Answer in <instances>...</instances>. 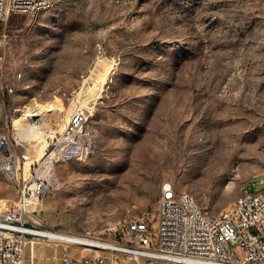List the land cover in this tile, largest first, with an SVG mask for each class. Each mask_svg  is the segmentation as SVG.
<instances>
[{
    "label": "rangeland",
    "instance_id": "1",
    "mask_svg": "<svg viewBox=\"0 0 264 264\" xmlns=\"http://www.w3.org/2000/svg\"><path fill=\"white\" fill-rule=\"evenodd\" d=\"M79 107L94 152L59 166L61 184L38 212L45 227L108 237L122 219L155 226L165 181L209 215L228 211L246 188L264 189V0H53L0 20V133L28 136L24 123L38 120L28 112L56 113L30 135L38 154ZM190 128L199 136L187 142ZM210 129L230 134L224 171L210 170ZM17 197L0 172V205ZM41 241L27 264L81 255Z\"/></svg>",
    "mask_w": 264,
    "mask_h": 264
},
{
    "label": "built area",
    "instance_id": "2",
    "mask_svg": "<svg viewBox=\"0 0 264 264\" xmlns=\"http://www.w3.org/2000/svg\"><path fill=\"white\" fill-rule=\"evenodd\" d=\"M52 2L0 0V20L12 14H38ZM47 114L46 123H24L28 136L0 133V170L18 191L16 200L0 205V264H27L29 252L34 258L37 241L49 239L40 232L49 228L38 212L44 196L61 184L59 166L94 152L89 113L79 107L58 128L42 132L45 147L33 154L31 133L56 120V113ZM106 231L109 236L102 237V243H95L93 234L80 235L88 239L84 242L58 241L75 244L81 251L77 257L65 255L61 264H264V189L252 193L246 188L243 199L216 216L207 214L194 196L165 181L155 226L142 218L122 219L108 224Z\"/></svg>",
    "mask_w": 264,
    "mask_h": 264
},
{
    "label": "bare ground",
    "instance_id": "3",
    "mask_svg": "<svg viewBox=\"0 0 264 264\" xmlns=\"http://www.w3.org/2000/svg\"><path fill=\"white\" fill-rule=\"evenodd\" d=\"M51 1H53V0H51ZM52 4H53V2H52ZM49 7H47V9ZM28 114L36 116V118L38 120L35 123H43V121H46L47 114H45V113L43 114V112L39 113L38 111L32 110L31 112H28ZM31 122H33V120ZM34 130H37V129H34ZM186 135L188 137V140H186V141L189 142L191 138H196L199 136V129L190 128L188 131H186ZM201 135L204 137L203 138L204 140L208 139V138L219 137V141L217 144L218 147L215 150V153H214L215 156L213 158L214 163H212L210 170L211 171H215V170H217V171L223 170L224 171V170L228 169V167H229V165L233 159V156H234V151L232 150V145H231L230 140L228 138L230 135L229 132L220 131L217 129H210L208 131H204ZM42 147L44 148L45 146L43 145ZM92 148L94 149L93 138H92ZM91 154H92V152H90L88 154V156H83L82 158L73 157V160L74 159H78V160L87 159ZM0 172H3V170H0ZM184 194H187V196H192L188 192H184ZM243 198H244V195L239 197L238 199H236V201H239ZM40 232L46 234L49 237V239L56 240V241H83L84 242V241L88 240L85 237L75 235V234H70V233H67L64 231H57L53 228L42 230ZM94 242L95 243H102V237H99V236L94 237Z\"/></svg>",
    "mask_w": 264,
    "mask_h": 264
},
{
    "label": "crops",
    "instance_id": "4",
    "mask_svg": "<svg viewBox=\"0 0 264 264\" xmlns=\"http://www.w3.org/2000/svg\"><path fill=\"white\" fill-rule=\"evenodd\" d=\"M42 244L43 242L41 241V239H39L38 241H37V244Z\"/></svg>",
    "mask_w": 264,
    "mask_h": 264
}]
</instances>
